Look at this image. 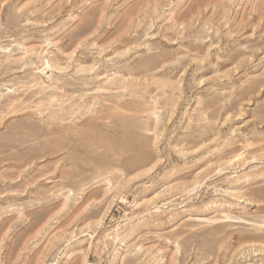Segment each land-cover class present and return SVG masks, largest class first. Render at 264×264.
Masks as SVG:
<instances>
[{
    "label": "rangeland",
    "instance_id": "rangeland-1",
    "mask_svg": "<svg viewBox=\"0 0 264 264\" xmlns=\"http://www.w3.org/2000/svg\"><path fill=\"white\" fill-rule=\"evenodd\" d=\"M48 263L264 264V0H0V264Z\"/></svg>",
    "mask_w": 264,
    "mask_h": 264
},
{
    "label": "bare ground",
    "instance_id": "bare-ground-1",
    "mask_svg": "<svg viewBox=\"0 0 264 264\" xmlns=\"http://www.w3.org/2000/svg\"><path fill=\"white\" fill-rule=\"evenodd\" d=\"M197 182V180L195 181V183ZM136 204V203H135ZM156 211L158 210V208L155 209ZM127 233V232H126ZM48 264H52V263H48Z\"/></svg>",
    "mask_w": 264,
    "mask_h": 264
}]
</instances>
